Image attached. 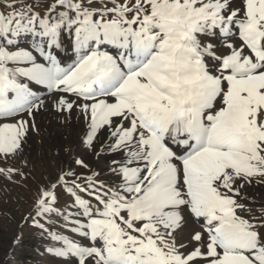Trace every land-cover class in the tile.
I'll return each mask as SVG.
<instances>
[{
  "label": "snow or ice",
  "instance_id": "1",
  "mask_svg": "<svg viewBox=\"0 0 264 264\" xmlns=\"http://www.w3.org/2000/svg\"><path fill=\"white\" fill-rule=\"evenodd\" d=\"M45 115L84 149L21 217L54 264H264V0H0V178Z\"/></svg>",
  "mask_w": 264,
  "mask_h": 264
},
{
  "label": "rangeland",
  "instance_id": "2",
  "mask_svg": "<svg viewBox=\"0 0 264 264\" xmlns=\"http://www.w3.org/2000/svg\"><path fill=\"white\" fill-rule=\"evenodd\" d=\"M40 158L33 163L15 162V166L29 174L20 183L13 184L0 178V264H54L44 251L47 241L42 239L40 230L21 220L31 208L38 182L47 184L50 176L55 177L62 166H67L63 161L59 166L46 155ZM16 179L20 180L19 177ZM251 193L264 204V188ZM18 235H21L22 243L16 246L13 240Z\"/></svg>",
  "mask_w": 264,
  "mask_h": 264
},
{
  "label": "bare ground",
  "instance_id": "3",
  "mask_svg": "<svg viewBox=\"0 0 264 264\" xmlns=\"http://www.w3.org/2000/svg\"><path fill=\"white\" fill-rule=\"evenodd\" d=\"M37 126L40 131L33 134L29 142V148L25 153L27 161L33 163L46 155L47 158L53 159L60 166L61 161L68 164L73 156L78 155L84 150L83 146L79 143V130L74 122L60 123L57 119L45 115L37 117ZM68 143H72V145H68ZM99 166H104L102 160L99 161ZM260 189V187L251 188L249 192L251 193Z\"/></svg>",
  "mask_w": 264,
  "mask_h": 264
}]
</instances>
